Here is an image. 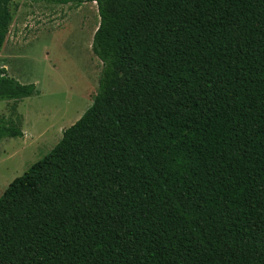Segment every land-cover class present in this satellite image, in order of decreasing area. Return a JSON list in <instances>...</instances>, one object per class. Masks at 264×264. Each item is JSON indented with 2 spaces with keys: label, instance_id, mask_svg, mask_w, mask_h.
<instances>
[{
  "label": "trees",
  "instance_id": "16d2710c",
  "mask_svg": "<svg viewBox=\"0 0 264 264\" xmlns=\"http://www.w3.org/2000/svg\"><path fill=\"white\" fill-rule=\"evenodd\" d=\"M43 1L98 5L103 70L0 197V264H264V0ZM37 93L0 69V101Z\"/></svg>",
  "mask_w": 264,
  "mask_h": 264
},
{
  "label": "rangeland",
  "instance_id": "374dc122",
  "mask_svg": "<svg viewBox=\"0 0 264 264\" xmlns=\"http://www.w3.org/2000/svg\"><path fill=\"white\" fill-rule=\"evenodd\" d=\"M0 50V69L38 93L19 102L0 101V117L21 121L23 136L0 141V197L17 178L46 157L92 106L102 61L93 52L98 5H58L15 0Z\"/></svg>",
  "mask_w": 264,
  "mask_h": 264
}]
</instances>
